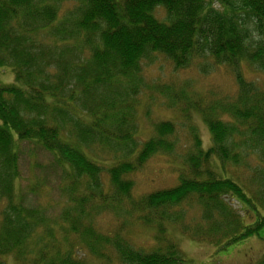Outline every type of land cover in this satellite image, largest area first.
<instances>
[{"label":"trees","instance_id":"obj_1","mask_svg":"<svg viewBox=\"0 0 264 264\" xmlns=\"http://www.w3.org/2000/svg\"><path fill=\"white\" fill-rule=\"evenodd\" d=\"M161 58L176 70L200 60L204 71L211 62L226 66L237 88L218 97L190 84L145 86L191 122V143L175 185L137 194L132 175L178 145L170 119L136 141L143 71ZM244 64L261 77L248 78ZM6 68L16 82L0 84V264L13 254L33 264H187L176 231L224 250L264 227V0H0V71ZM195 114L212 135L208 148ZM25 141L50 152L61 171L56 215L26 205L17 191V148ZM98 149L111 157L103 163ZM249 157L256 164L246 179L237 169ZM37 181L34 194L44 186ZM243 206L253 223H245ZM192 209L198 213L190 216ZM107 214L116 223L101 230L96 223ZM134 227L151 232V246L135 244Z\"/></svg>","mask_w":264,"mask_h":264},{"label":"rangeland","instance_id":"obj_2","mask_svg":"<svg viewBox=\"0 0 264 264\" xmlns=\"http://www.w3.org/2000/svg\"><path fill=\"white\" fill-rule=\"evenodd\" d=\"M71 5H73V2L71 3L70 1L63 3L60 14L62 15ZM215 5L220 8L219 2ZM160 8L156 9L155 13L160 18H164L166 16L165 11ZM239 17H243L249 31L255 33L253 17L245 11H242ZM201 62L203 61L200 60L185 70H176L167 60L161 58L144 68V86L141 87L139 94L136 96L137 102L135 103L134 111L138 127L136 141L144 142L148 138L155 122L162 119H170L177 125L176 136L178 145L172 154L155 155L142 170L132 175L137 194L175 185L178 178L177 166L182 162L180 157H182L184 149L191 143V122L187 123L179 115L176 108L167 107V101L163 96L150 92L145 86L160 83L181 87L190 84V89L192 90L203 94H210L212 91L218 97L223 95L233 96L236 93L235 75L230 72L228 67L221 66L216 68L211 62L208 70L204 71ZM244 71L248 78L261 77L256 66L251 67L244 64ZM15 82L14 73L10 68L0 71V84ZM192 124L202 138L204 147L208 148L211 146L212 135L210 130L198 114L193 116ZM17 150L20 157L21 178L16 186L18 193L24 198V203L28 206L41 204L48 208V215L60 213L62 211L61 202L64 201L62 199L63 195L57 186L60 183L61 171L53 165L51 153L40 145L29 141L21 142ZM95 155L103 163L111 157L110 153L102 149H98ZM245 164L244 166L240 165L241 167L238 169L232 165L230 167L237 169V172L240 175H244L247 179L251 176L250 169L255 166L256 160L249 157ZM37 180L43 181L44 186L39 193L34 194L30 191V186ZM52 187L56 188L54 192L51 190ZM56 201H59V204L53 207L52 204L53 202L56 203ZM232 203L238 209L241 206L237 201H232ZM244 209L247 210H243L241 213L244 216L245 223H253L255 221L253 210H250L248 206H245ZM194 213L197 214L198 212L192 209L190 216ZM115 223V216L107 214L100 216L96 225L101 230H105L114 227ZM131 237L137 246L149 247L153 243L151 232L139 227L132 229ZM176 237L186 256L187 264H260V261L264 259V227L257 234L250 235L224 250H219L208 243H202L179 235L177 231ZM13 255H7L3 258L5 264H33L29 257L20 259Z\"/></svg>","mask_w":264,"mask_h":264}]
</instances>
